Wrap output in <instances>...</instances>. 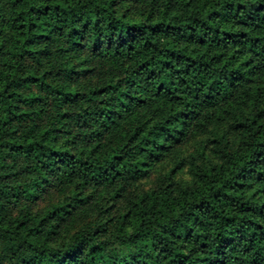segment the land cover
<instances>
[{
	"label": "trees",
	"instance_id": "1",
	"mask_svg": "<svg viewBox=\"0 0 264 264\" xmlns=\"http://www.w3.org/2000/svg\"><path fill=\"white\" fill-rule=\"evenodd\" d=\"M0 264H264V0H0Z\"/></svg>",
	"mask_w": 264,
	"mask_h": 264
}]
</instances>
